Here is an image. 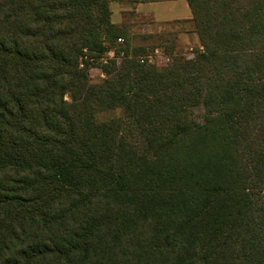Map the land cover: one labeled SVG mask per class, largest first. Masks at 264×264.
<instances>
[{
  "label": "trees",
  "instance_id": "1",
  "mask_svg": "<svg viewBox=\"0 0 264 264\" xmlns=\"http://www.w3.org/2000/svg\"><path fill=\"white\" fill-rule=\"evenodd\" d=\"M187 1L194 61L90 86L109 0H0V264H87L128 230L161 264L144 235L171 217L167 264H264V0Z\"/></svg>",
  "mask_w": 264,
  "mask_h": 264
},
{
  "label": "rangeland",
  "instance_id": "2",
  "mask_svg": "<svg viewBox=\"0 0 264 264\" xmlns=\"http://www.w3.org/2000/svg\"><path fill=\"white\" fill-rule=\"evenodd\" d=\"M93 12L96 18H106L108 16L102 5L97 4L94 6ZM193 31V25H181L179 27L173 26L159 31L154 30L153 32H146L135 27L122 26L121 28L111 29L105 26L100 32V35L103 36L102 42L94 46L95 50L93 53L88 51L87 54H85L81 61V65L83 66H80L81 68H87L89 84L90 86H95L113 83L114 78H116L119 73L117 74L111 68H116L117 70L122 69L117 67H122L124 62L128 59L127 57H129L131 61H136L138 64L142 65L139 63L140 59H149L157 50L160 54H164V50H168L171 52V62L177 57L194 61L198 52L203 51V48L200 46L198 35L193 33ZM184 32L195 34L196 41L193 39L184 43L178 40V34ZM106 33L111 34L112 38L106 36ZM91 35L93 34L91 33ZM116 49L119 53L115 51ZM88 54H91L92 56L89 57ZM112 62L115 63V65L112 64ZM167 65L168 64H164L158 60L157 62L154 61L152 64L148 63V65L145 64L143 66L164 69ZM107 72H109L112 77L116 73V76L111 78L107 75ZM119 77H121L122 83L128 82V79H133L134 82L136 81L135 75H133L132 78L128 77L127 79L125 76ZM65 99L66 101H70L69 96H66ZM116 114H118L117 116H120L121 112ZM107 115L108 113L106 116ZM101 117L102 116H100V118ZM180 218L181 217L169 218V221L171 222L169 223L170 229L168 231H160L155 234H152L151 231H149L147 235H144V239L149 244H155V247L159 248L154 250L158 254L156 255L154 253L153 255L151 254V256H157L160 259L161 264H167L165 259L170 261L172 255L166 254L178 252L173 248V245L175 246L174 243L169 242L168 245L166 244L165 238L166 240L167 238L170 239L172 234L176 232L180 224ZM159 225L161 226V224ZM139 231L142 232V229L140 228ZM109 234L110 235L106 237V239H108V244H103L99 248L93 250L92 254L89 253L87 264H146L145 262L149 260V256H147L146 260L142 258L143 254L139 256V253L144 246H139L135 241H132L134 237H137V232L135 230H132L131 232L128 230V234ZM174 239L175 238H172L171 240L174 242ZM116 240L117 244H115ZM196 251H199V247ZM80 260L85 259L81 257ZM50 263L58 264L54 258H50L49 264ZM196 264H200V262L196 260Z\"/></svg>",
  "mask_w": 264,
  "mask_h": 264
},
{
  "label": "crops",
  "instance_id": "3",
  "mask_svg": "<svg viewBox=\"0 0 264 264\" xmlns=\"http://www.w3.org/2000/svg\"><path fill=\"white\" fill-rule=\"evenodd\" d=\"M111 21L116 26L135 27L146 32L190 25L193 12L187 0H109ZM195 34L180 33L178 40L187 42Z\"/></svg>",
  "mask_w": 264,
  "mask_h": 264
},
{
  "label": "built area",
  "instance_id": "4",
  "mask_svg": "<svg viewBox=\"0 0 264 264\" xmlns=\"http://www.w3.org/2000/svg\"><path fill=\"white\" fill-rule=\"evenodd\" d=\"M202 50V48H201ZM161 61L162 63L164 64H168L170 62V57L168 56H165L164 54H160L159 51H155L154 55L152 57H150L149 59H140L139 62L142 64V65H145L148 63H153L154 61Z\"/></svg>",
  "mask_w": 264,
  "mask_h": 264
}]
</instances>
